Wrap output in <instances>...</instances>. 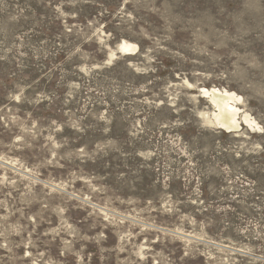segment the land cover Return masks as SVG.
<instances>
[{"label":"rangeland","instance_id":"1","mask_svg":"<svg viewBox=\"0 0 264 264\" xmlns=\"http://www.w3.org/2000/svg\"><path fill=\"white\" fill-rule=\"evenodd\" d=\"M0 264H264V0H0Z\"/></svg>","mask_w":264,"mask_h":264},{"label":"bare ground","instance_id":"2","mask_svg":"<svg viewBox=\"0 0 264 264\" xmlns=\"http://www.w3.org/2000/svg\"><path fill=\"white\" fill-rule=\"evenodd\" d=\"M118 48L122 53H128V51H130L129 49L134 50L136 45L123 41ZM202 91L204 97L209 98V100L218 108V112L214 117L220 127L230 130L231 128L238 126L240 109L237 108V104L240 101V97L237 94L216 87L212 89L202 88ZM250 118L247 114L243 116V120L248 123L251 121Z\"/></svg>","mask_w":264,"mask_h":264}]
</instances>
